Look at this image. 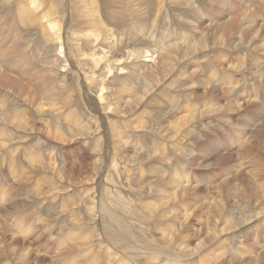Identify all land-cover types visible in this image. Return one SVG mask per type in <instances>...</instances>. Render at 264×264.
<instances>
[{"label": "rangeland", "instance_id": "1", "mask_svg": "<svg viewBox=\"0 0 264 264\" xmlns=\"http://www.w3.org/2000/svg\"><path fill=\"white\" fill-rule=\"evenodd\" d=\"M47 1L53 4H48L49 8L55 10L58 6L59 10L56 9L57 13L52 16H57L58 22H64L63 24H53L51 22L55 20H48L50 18H43L41 24H12L10 18L4 19V15H6L4 6L0 7V44L4 42L2 46L8 47L7 42L15 38L19 42L17 52L7 49L6 62L0 60L4 67L2 71H6L5 73L11 78L9 82L0 81V109H4L0 113V228L2 227L0 229V264H25V262L26 264H61V262L62 264L68 262V264H264V211L257 215L256 212L248 208L258 210L262 204L264 207V111L261 112L263 115L258 120L263 127L257 138L254 137L251 142L250 135H247L246 141L239 147L234 146L233 149L224 152V159H217V156L213 155H195L194 146L196 145L191 143L189 135L192 125L190 123L182 125L184 121L178 117V114L164 115L163 113L164 108L169 110L171 107L168 103H164L165 85L168 86V92H173L178 82V70L181 64L189 61L190 64L186 69L191 70L190 66L193 63L196 62L197 66V61L203 59L206 67L212 66V69H216L212 56L216 60L222 61L221 59H223L222 62L225 66L233 70L247 59L248 54V60L252 63L254 61L251 58L255 56L259 61L256 65H251V68L246 72L253 79L246 82L257 80V84L263 86L258 90L262 95L260 90L264 88V80H262L264 74L259 72L262 71L264 65V0H260L257 4H252V0H247L245 3L244 0H212V4L209 0H173L175 5L167 4L163 9L157 8L156 0L153 2L152 10L149 11L152 12V17L142 16L143 19H147L146 27L144 29L140 27L143 32L139 28L136 29L137 32L134 31L138 37L143 34L142 37L146 41L143 46L128 41L129 38L124 36L123 30L129 31L131 27L122 24L124 20L121 19L110 21V17H108L107 20L103 19L102 24H96L106 30L107 38L104 36L105 32L96 33L93 30H84L80 33L78 27L85 20L78 13L77 7H80L84 14L87 13L86 11L92 13L89 10L92 8L84 10V6L81 4L78 6L75 4V8L74 2L77 0H31L29 7L35 10L32 11L33 15L42 11V8L46 9ZM119 2H123V0H118V2L109 0L110 10L115 9L116 11L117 8L123 11ZM67 5L70 8H67ZM101 6L104 8L103 5ZM224 8H233L236 11V17L241 21L253 19L251 27L261 28L256 35L253 33L255 36L252 35V39L246 38L251 40L252 45L249 46L250 42H245L244 45L242 43L235 49L224 48L222 53L225 57L219 55L215 49L209 50L208 48V50H202L208 52L200 51L195 56L187 55L188 58L184 61L174 58L173 67L168 75L164 74V77L157 78L155 83H148L149 79H141L138 72L132 74L131 70L135 71V65L141 67L142 70L147 67L145 65L155 64L156 53H153L154 50L150 48L160 52V48L169 45L170 37L168 36L167 41L166 35H164L165 31L170 29L174 36L172 41H176L178 40L179 25L188 24V35L194 34L201 40L207 27L217 26L216 24L210 25V23H214L212 22L213 18L219 17V22L225 21L222 17ZM46 11L51 12L47 9ZM103 11L107 12L105 8ZM108 15L110 16L107 13ZM125 16L127 15L125 14ZM133 23L138 24L136 21ZM240 23L238 24L242 26L243 24ZM192 24H195V27H192ZM238 24L237 22L235 24V20L234 24H231L236 28V31H233L235 34L239 30ZM45 25L51 35L46 32ZM123 26L126 29L122 30ZM156 28H158L157 31ZM107 29L109 30L107 31ZM6 33H9L10 36H4ZM240 33L238 32V37H242V33ZM63 36L68 44L66 53H68L69 60L65 58ZM5 37H10V39ZM158 40L162 43H156ZM234 40L235 38L230 39V41ZM179 41L187 43L184 40ZM152 44L153 46H151ZM217 48H223V46ZM134 49H136L137 55L133 53ZM1 50L4 51L3 48ZM142 50L144 53L141 52ZM240 55L242 56L240 57ZM243 55L246 57L242 59ZM232 56H239L242 61L233 60ZM17 70L23 75L18 77L20 79L19 86L15 81ZM197 70L193 76L197 77L200 74L201 77L209 76V81L215 82V79L212 80L214 77L211 72L202 70L200 73ZM30 72L36 75L34 77L39 78L37 86L40 89L47 84V88L51 90L50 98L41 99V103L44 102V105L38 104L39 107L42 106L41 110L29 101L33 95V98L41 96L39 88H34L32 84L29 85L31 86L29 88L23 78ZM220 75L222 76V73ZM233 76L241 78L242 74L235 72ZM47 77L50 80H44ZM139 78L141 81L144 79L142 83L145 85L139 89L140 98L136 103L128 104L130 97L127 95V88L134 87L136 89V85L140 81ZM11 83L13 84L11 85ZM191 84V82L186 83L185 87L188 88V91L183 89V85H179L182 92L178 91L180 95L177 93L176 96L181 97L184 101L189 100L186 103L183 101L182 104L175 102L181 113H193V108H198L196 107L198 101H192L194 99L191 91L194 89V85ZM237 86L246 87L240 80L233 87L225 86L224 88L234 90V87ZM209 88L216 92L220 91V88L206 85L203 90L198 86L197 92L199 91L201 95L209 91ZM66 92L68 93L66 94ZM185 94H190L192 97L189 98ZM209 95L210 92L201 97L217 103L216 100L209 99ZM262 96L264 97V95ZM52 97L55 98L52 99ZM60 99L63 104L60 103ZM68 99L72 100L69 102ZM229 100V97L224 95L220 99L222 102ZM255 102L253 101V103ZM189 103H193L194 107L189 108ZM118 105L121 107V112H119ZM200 106L204 108L203 105ZM68 108L69 110H67ZM8 109L11 110V114L8 113ZM60 111L61 114H59ZM70 111H73V114ZM220 115L221 113H218L214 117ZM222 115L223 120L219 118L213 120L211 124L207 123L209 117H202V122L197 123V127L210 132L204 136L208 145L221 139L227 127L229 129L237 128L232 130V135L235 138H232L231 134L227 136L230 138V144L233 140L238 139L236 133H239V138H242V135L247 132L246 128L242 126L245 124L244 120L247 119L245 115H252V112L251 109L242 107V110L226 115L223 112ZM215 124L219 125L216 130H219L220 133L213 129ZM177 127L187 130L189 133L183 134L184 131L179 130L178 133L181 135L178 136ZM168 131L171 133H167ZM252 143L253 146H251ZM174 145L175 148L179 147L176 149L177 151H175ZM187 149H191L188 151L189 153H187ZM197 149V153H200V147ZM175 153L177 155H174ZM191 154L195 155L194 163L192 162L189 167H184V161ZM167 158L169 160H166ZM181 167L186 169L183 172L184 175L187 176L186 173H188L189 177L194 180L193 184L199 186L198 192L201 195L198 203L190 208L191 216L186 217L180 226L174 222L170 228L168 223H171L178 210L167 212L168 217L162 215L161 210L163 204L170 200L167 194L170 187L173 188V184L168 182V179H175L177 172H181L179 171ZM40 169L41 171H39ZM221 174L226 175L220 177ZM205 181L208 183L205 184ZM185 182L183 181V183ZM34 196L35 198H33ZM191 200H195V196ZM100 205L103 206L102 210H99ZM133 205L134 207L131 208ZM135 209L136 211H134ZM109 213L115 216L120 225L118 234L114 238L105 237L103 231ZM246 214L249 215L247 220L244 219ZM127 215L129 216L126 217ZM230 218L235 222L243 220L247 223L238 230L232 229V232L221 231L219 228L223 224L220 223H223L224 220L227 222ZM212 223H219L218 233L214 230ZM77 229L82 233H79ZM129 231L131 232L129 233ZM85 234L87 235L85 236ZM82 237L84 240L81 239ZM241 251L244 254H241Z\"/></svg>", "mask_w": 264, "mask_h": 264}, {"label": "bare ground", "instance_id": "2", "mask_svg": "<svg viewBox=\"0 0 264 264\" xmlns=\"http://www.w3.org/2000/svg\"><path fill=\"white\" fill-rule=\"evenodd\" d=\"M31 0H2L0 2V7L4 6V10H5V13L6 15H4V19H9L10 18V21H12L13 23L12 24H41L43 23V18H50L48 20H55V21H52L51 23L53 24H61L62 22H58L57 20V16H52L53 14L57 13V11H55L56 9L59 10L58 6L57 8H55V10L53 8H49L47 7V5H53L50 1H47L46 2V9L48 11H51L50 13H48L46 11L45 8H42L40 12H36L34 15L32 13V11H35L33 8H30L29 7V4L31 3L30 2ZM74 1V0H73ZM76 1V0H75ZM111 1V0H110ZM156 2V0H123V2H119V5L122 6V10L120 9H117L116 8V11L115 9L114 10H110V6H109V0H77L76 2H74V7L76 8V5L78 6V4H81L82 6H84V10H86V8H92V9H89L90 12L92 13H89L88 11H86L87 13L84 14L81 10H80V7H77V11L78 13L80 14V16L85 20V22L83 24H81L80 22H78L79 24H81L79 27H78V30L80 31V33L84 32V30H93L95 31L96 33H100V32H105L106 30H103V28L101 29L99 25H96V24H102L103 22V19L107 20L108 17H110V21H115L117 19H121V20H124V22L122 24H126V25H129V27H131L130 30L129 28V31H124L123 29L125 28L124 26L122 27V30L124 32V36L128 37L129 40L131 43L135 44L137 43L138 46H143L144 44H146V41L145 39L142 37V35H139L138 37V34L136 33V29H140V27H142V29H144L146 27V21L147 19H143L142 16H149V17H152V12H149L152 10L153 8V2ZM177 1V0H176ZM207 1V0H206ZM247 0H244V3L246 2ZM68 2V1H67ZM118 2V0H117ZM210 4L213 3L212 0H209ZM260 0H252V4H257L259 3ZM58 3V2H57ZM61 3V2H60ZM70 4V2H68ZM234 3V2H233ZM111 4V3H110ZM169 5V4H172V5H175L176 3L173 1V0H157V8L158 9H163L164 7H166V5ZM48 5V6H49ZM105 8V11H103L104 8H102V6ZM118 5V6H119ZM260 5V4H259ZM61 6V4H60ZM71 6H73L71 4ZM119 6V7H120ZM54 7H56V4H54ZM115 7V6H114ZM261 8L262 5H260ZM67 8H70L69 5H67ZM183 9V8H182ZM66 11V10H65ZM76 11V10H75ZM74 11V12H75ZM76 11V12H77ZM68 13V12H66ZM107 13L110 14V16L108 15L107 16ZM69 14L71 15V12H70V9H69ZM125 14L127 16H125ZM238 14V13H237ZM33 15V16H32ZM32 16V18H31ZM75 16V15H73ZM72 16V17H73ZM126 17V19H125ZM222 17L224 18V22H219V17H216V18H213L212 22L214 23H210V25H214L216 24L217 26L215 27H207V30H203L205 32V34L201 37V40L198 39L196 37V35L192 34V35H188L187 33V29H188V24H180L179 27H178V40L176 41H172L174 36L173 34L170 32V29L165 31L164 32V35H166V39L168 41V36L170 37V42L169 45L165 48H160L161 51L160 52H157L154 48H150L151 50H154L153 53H156V58H155V61H154V65H145L147 66L146 68L144 69H140L141 67H137L138 65H135V71L133 72L132 71V74H134L135 72H138V75L141 76V79L144 78L145 80L146 79H149L148 83H155V80L157 78H160V77H164V74L165 75H168L169 71L172 69L173 67V60L174 58H177L178 60L180 61H184L186 60L188 57H186L187 55H191V56H195L197 53H199L200 51L202 50H213L215 49V51H218L219 52V55L225 57V55L222 53L223 49L224 48H227V49H235V48H238L241 46V44L245 42H250L251 40H249L250 38L252 39L253 36H255L259 30L261 28H257V27H251L252 25H250L254 20L253 19H245L243 21H241V19H239L238 17H236V11L233 9V8H224L223 10V13H222ZM67 18V17H66ZM78 18V17H77ZM237 18V19H236ZM70 19V17H69ZM92 21V22H89V21ZM234 20H235V24L237 22L240 23V24H243L242 26L238 24V32H241L242 33V37H238L237 35L238 32H233V31H236V28L235 26H231V24H234ZM81 21V20H80ZM127 21V22H126ZM134 21L138 22L137 23H133ZM198 21V20H197ZM76 22V21H75ZM83 22V21H82ZM49 23V22H48ZM64 23V22H63ZM62 23V24H63ZM77 23V24H78ZM105 24H107V22L104 21ZM112 23V22H110ZM118 23V22H117ZM264 23V22H263ZM66 24V22H65ZM114 24V23H113ZM116 24V23H115ZM159 24V23H158ZM246 24V25H244ZM120 25V24H118ZM20 26V25H19ZM31 26V25H30ZM116 26V25H115ZM262 26V25H261ZM111 27V26H110ZM118 27V26H117ZM121 27V25L119 26ZM192 27H195V24H192ZM107 28V27H106ZM117 29V28H116ZM126 29V28H125ZM134 29V30H133ZM45 30L46 32L50 33L49 32V29L48 27L45 25ZM43 29V31H45ZM67 30V29H66ZM69 30V29H68ZM71 30V29H70ZM109 29H107L108 31ZM115 30V28H114ZM121 30V29H120ZM141 30V29H140ZM156 31L158 30V28L155 29ZM64 31V30H63ZM74 31V30H73ZM136 31V32H134ZM142 31V30H141ZM140 31V32H141ZM258 31V32H257ZM65 32V31H64ZM78 32V31H77ZM143 32V31H142ZM45 33V32H44ZM66 33V32H65ZM240 33V34H241ZM253 33L255 35H253ZM106 34L107 32H105V37H106ZM235 34V36H234ZM51 35V33L49 34ZM102 35V34H101ZM146 35V34H144ZM253 35V36H252ZM4 36H10L9 33H6ZM103 36V35H102ZM120 36V35H118ZM140 39H138V38ZM249 38V39H246V38ZM6 38V37H5ZM10 39V37H8ZM6 38V39H8ZM104 38V37H103ZM107 38V37H106ZM231 38H235L234 41H230ZM52 39V38H51ZM54 39V37H53ZM62 39V38H60ZM92 39V38H91ZM98 39V38H97ZM121 39V38H120ZM126 39V38H125ZM245 41H244V40ZM254 39V38H253ZM63 40H64V48H65V58L68 59V53L67 52V49H66V46L68 45L67 42H66V39L65 37L63 36ZM96 40V39H95ZM94 40V41H95ZM122 40V39H121ZM132 40H134V42H132ZM179 40H184L186 41L187 43H182L180 42ZM2 41V40H1ZM165 41V40H164ZM6 42V41H5ZM263 42V41H262ZM9 44V46H2L3 43L0 44V60L3 62L5 61L6 62V53H7V49L11 52H17L18 49H19V42H18V39L15 38V39H11L10 41L7 42ZM92 43V42H91ZM148 43V42H147ZM156 43H162L160 42L159 40L156 42ZM57 44V43H56ZM120 44V43H119ZM140 44V45H139ZM142 44V45H141ZM249 46L252 45V42L248 43ZM124 45V44H123ZM87 46V45H86ZM113 46L115 47V45L113 44ZM118 46V45H117ZM153 46V44L151 45ZM218 46H223V48H217ZM230 46H232V48H229ZM146 47V46H145ZM253 48V46H251ZM250 47V48H251ZM257 47V46H256ZM4 49V51H2L1 49ZM248 48V46H247ZM135 51H133V53H136V49H134ZM140 50V48H139ZM149 50V49H148ZM249 51V48L247 49V52ZM139 52V51H138ZM143 52V50L141 51ZM202 52H208V51H202ZM238 52V51H236ZM235 52V53H236ZM144 53V52H143ZM225 53V52H224ZM230 53V52H229ZM232 53L234 54V52L232 51ZM262 53V52H260ZM142 55V53H140ZM253 54V53H251ZM139 55V54H138ZM242 55H240L241 57ZM247 59L243 60L242 64L237 68V69H229L225 66V64L222 62L223 59H221L222 61L220 60H216L215 57L212 56V59L213 61L215 62L216 64V69H212V66H210L209 68L206 67V65L204 64V61L203 59L201 61H197L198 65L196 66V62L192 64V69L189 70V69H186V67L190 64L189 61L184 62L181 64V67L180 69L178 70V82L176 84V86L174 87L173 89V92H168L167 89H168V86L167 84L165 85V92H164V103H168L171 107L169 110H166L164 108L163 110V113L164 115L168 114V115H172V113L174 114H178L179 118L182 119L184 122L182 125H184L185 123L188 124L190 123V125H192V128L189 129L190 130V136H191V143H194L197 147H200L201 151L200 153L198 152L197 153V147H195L194 149V152H195V155L197 154H204L205 156H209V155H213L214 157L217 156V159H224L225 158V151H229L231 149H233L234 146H237L239 147L240 144L244 143L246 141V137L247 135L251 137V142L253 140V138H257V136L259 135L260 131L262 130V127L263 125H261L262 123L261 122H258V120H260V118L262 117L263 112L264 111V97L259 93V87H261L262 85L260 84H257V80L253 81V82H246L247 80H252L253 78L252 77H249L247 70H249L251 68V65H256V63L259 61L255 56L254 58H251L252 61H254V63H252L250 60H248L249 58V54L247 55ZM185 57V58H184ZM233 57V60H236L238 62H241L243 58H245L246 56L243 55L242 59L239 58V56H232ZM59 59V58H58ZM69 60V59H68ZM67 60V61H68ZM0 61V81L1 82H9L11 81V78L9 77V75H7L5 72L2 71V69H4V67H2V62ZM158 61V62H157ZM234 62V61H233ZM249 62V63H248ZM230 63V62H229ZM185 65V66H184ZM231 65V64H230ZM235 65V64H234ZM137 67V68H136ZM232 67V66H231ZM201 68V69H200ZM128 69H131V67H128ZM196 69H198L197 71L202 73V70H206L208 72H211L213 77V79H215V82H210L208 79L209 76L207 77H201L200 75H198L197 77L196 76H193L195 73H196ZM17 74H16V84L17 86H19V83H20V79L18 77H22L23 75L20 74L18 72V70L16 71ZM235 72H239L242 74V77L241 78H236L235 76H233V74ZM220 73H222V76L220 75ZM243 73H245V75H243ZM260 74H264V65L262 66V71L259 72ZM48 74V73H46ZM44 74V75H46ZM259 74V75H260ZM14 75V74H13ZM12 75V76H13ZM22 75V76H20ZM43 75V76H44ZM137 75V76H138ZM36 75H33L31 72L26 76V77H23L25 79V81L27 82L28 84V87L31 88V86L29 85H33L34 88H39L37 86V84L39 83L38 82V79L39 78H36L34 77ZM49 76V75H48ZM51 76V75H50ZM92 77V76H91ZM125 77V76H123ZM129 77V76H128ZM130 78V77H129ZM138 78V77H137ZM136 78V79H137ZM182 78V79H181ZM13 79V80H14ZM46 79H49V77L47 78H44V80ZM141 79L139 78L138 80H140L138 82V84L136 85V89L134 87H128V96L130 97L128 99V104L131 103V104H134L138 101V99L140 98V94H139V89L140 87H144L145 85H143V80L141 81ZM258 79V78H257ZM243 81L244 82V86H246L245 88L244 87H234V90L233 89H229L231 87H233L234 85L238 84L239 81ZM262 80H264V75H263V78ZM22 82V81H21ZM128 82V81H127ZM192 83L191 85H194V89L196 87V89L192 90L191 91V94L193 96V99L192 101H198L197 104H196V107L198 108H193L192 112L193 113H181L179 111V106L177 104H182L184 99H182L181 97L179 96H176L177 93H179L178 91H181V89H179V85H183V89L184 90H187L188 91V88L185 87L186 86V83L189 84V83ZM246 82V83H245ZM259 82H261V80H259ZM24 83V82H23ZM45 83V82H44ZM47 83V82H46ZM13 83H11L12 85ZM25 84V83H24ZM247 84V85H246ZM45 85V84H44ZM148 85V84H147ZM206 85H212L216 88H220V91L219 92H216L215 90L213 89H210L209 88V91L205 92V93H202L201 95L199 94V91L197 92V88L198 86L203 88L206 86ZM16 86V87H17ZM26 86V85H25ZM75 86V85H74ZM121 86V85H120ZM225 86L229 87V88H224ZM21 87V86H20ZM48 85L46 84V86H43L41 89L39 88L40 92H41V96L39 97H35L33 98L32 94H31V99H29V101H31V104L36 106L38 109H42V106L39 107L38 104H43L41 103V99H48L50 98L49 95H52L50 94L49 92H51V90L49 88H47ZM71 87V86H70ZM123 87V86H122ZM191 87V86H190ZM263 87V86H262ZM79 88V87H78ZM148 88V87H147ZM146 88V89H147ZM18 89V88H17ZM20 89V88H19ZM60 89V88H59ZM62 89V88H61ZM24 90V89H23ZM28 91H31L29 89H27ZM64 90V89H63ZM79 90V89H77ZM264 90V88L262 89ZM37 91V90H36ZM114 91V90H113ZM118 91V90H116ZM141 91V90H140ZM63 92V91H62ZM70 92V91H69ZM182 92V91H181ZM210 92V95H209V99H214L217 101V103H213L211 101H209L208 99H202L201 96L205 95L206 93H209ZM235 92V93H234ZM61 93V91H60ZM68 92H66L67 94ZM119 93V92H118ZM143 93V92H142ZM186 93V92H185ZM22 94V93H21ZM26 94H29V93H26ZM65 94V95H66ZM78 94V93H77ZM169 94V95H168ZM25 95V94H24ZM36 95V94H35ZM39 95V94H38ZM143 95V94H142ZM172 95V96H170ZM180 95V93H179ZM187 97L191 98L192 96L190 94H185ZM224 96H228L229 97V101L227 102H222L220 101L221 97ZM257 95H260L262 96V98L258 99V96ZM26 96V95H25ZM28 96V95H27ZM55 96V95H54ZM58 96V95H57ZM64 96V94H63ZM68 96V95H67ZM74 96V95H73ZM71 96V97H73ZM108 96V95H107ZM24 97V96H23ZM76 97V96H75ZM175 97V98H174ZM55 98V97H54ZM52 97V99H54ZM62 98V97H61ZM65 98V97H63ZM70 98V97H69ZM80 98V97H79ZM78 98V99H79ZM142 98V97H141ZM66 99V98H65ZM73 99V98H72ZM71 99V100H72ZM91 99V98H90ZM109 99V98H108ZM127 99V98H126ZM16 100V99H15ZM58 100V99H57ZM69 100V99H68ZM67 100V102H68ZM69 100V102L71 101ZM75 100V99H74ZM51 101V100H50ZM64 101V100H63ZM126 101V100H125ZM124 101V102H125ZM189 100L187 101H184V103L188 102ZM253 101H256L255 103H253ZM47 102V101H46ZM66 102V101H65ZM76 102V100H75ZM78 102V100H77ZM175 102L177 104H175ZM49 103V102H48ZM51 103V102H50ZM49 103V104H50ZM53 103V102H52ZM58 103V101H57ZM60 103H61V99H60ZM123 103V102H122ZM63 104V102L61 103ZM68 104V103H67ZM111 104V103H110ZM130 104V105H131ZM44 105V104H43ZM47 105V103H46ZM55 105V104H54ZM59 105V103H58ZM72 105V104H71ZM81 105V104H80ZM200 105H203L204 108H202V106ZM60 106V105H59ZM66 106V105H65ZM189 108H192L194 107V104L193 103H189ZM63 107V106H62ZM242 107H246V108H249L251 109V112H252V115H245L246 116V120H244L245 124H243L242 126L244 128H246L247 132L245 133V135H242V138H239L240 137V134L239 133H236L237 135V138L238 139H235L233 140L232 138L234 137L232 135V130L233 129H237V128H231L229 129V127H227L225 130H224V133L222 134V138L219 139V140H216L214 141L211 145H208V143L206 142L204 136L206 134H210V132L208 130H203L202 128H199L197 127V123H200L202 122L201 120H203L202 117H209L208 118V124H211V122L213 120H218L219 118H221V120H223V115L222 113L225 112V115L226 114H232V112H235V111H238V110H242ZM36 108V109H37ZM53 108V107H52ZM61 108V107H59ZM118 109H119V112H121V107L118 105ZM125 110V107L123 108ZM199 109V110H198ZM245 109V108H244ZM66 110V109H65ZM69 110V108L67 109ZM91 110V109H90ZM137 110V109H136ZM172 110V112H171ZM4 109H0V113L3 112ZM7 113V111H6ZM8 113L11 114V110L8 109ZM59 113V112H58ZM71 114H73V111H70ZM105 113V112H104ZM218 113H221L220 116H216L214 117L215 114H218ZM37 114V113H36ZM61 114V111L60 113ZM123 114V113H122ZM173 114V115H174ZM43 115V114H42ZM4 116V115H3ZM54 116V115H53ZM73 116V115H72ZM123 116V115H122ZM152 116V115H151ZM176 116V115H174ZM40 117V116H39ZM44 117V116H43ZM164 117V116H163ZM169 117V116H168ZM24 118V117H23ZM66 118V117H65ZM67 118H69V116L67 115ZM82 118V117H81ZM159 120H160V116L158 117ZM173 118V117H172ZM26 119V118H24ZM44 119V118H43ZM167 119V118H165ZM68 120V119H67ZM70 120V119H69ZM118 120V119H116ZM116 120H114L116 123H118ZM124 120V119H123ZM157 120V119H156ZM155 120V121H156ZM163 120V119H162ZM178 120V119H177ZM3 121V120H2ZM11 121V119H10ZM19 122V121H18ZM26 122V121H25ZM163 122V121H162ZM174 122V121H173ZM223 122V121H222ZM35 123V122H34ZM51 124V122H49ZM48 123V124H49ZM65 123V122H64ZM167 123V122H166ZM14 124V123H13ZM206 124V123H205ZM24 125V124H23ZM163 125V124H162ZM171 125V124H169ZM181 125V126H182ZM21 126V125H20ZM52 126V125H51ZM166 126V125H165ZM175 126V125H174ZM173 126V128H174ZM177 126V125H176ZM16 127V126H15ZM22 127V126H21ZM162 127V126H161ZM190 127V126H189ZM219 127V125L215 124V126L213 127V129L220 133L219 130H216V128ZM221 127V126H220ZM19 128V127H18ZM23 128V127H22ZM132 128V127H131ZM155 128V127H154ZM158 128V127H157ZM164 128V127H163ZM177 127L176 129V133H178L179 130H182L184 131L183 134H188L189 132L187 130H183L182 128H179ZM209 128V127H208ZM48 129V128H47ZM46 129V130H47ZM135 129V128H134ZM229 129V130H228ZM156 130V129H155ZM163 130V129H162ZM171 130V129H170ZM199 130V131H198ZM52 131H53V128H52ZM51 132V131H50ZM57 132V131H56ZM118 132V131H117ZM133 132V131H132ZM181 132V131H180ZM113 133V132H112ZM126 133H128L126 131ZM163 133V132H162ZM169 133V131L167 132ZM171 133V132H170ZM169 133V134H170ZM203 133V134H202ZM49 134V133H48ZM202 134V135H201ZM231 134V140L232 143L230 144L229 140L230 138H228L227 136ZM173 135V134H172ZM181 135V133H178V136ZM163 136V135H162ZM170 136V135H169ZM134 137V135H133ZM132 137V138H133ZM136 137V136H135ZM172 138H175L174 136H171ZM170 137V138H171ZM57 138V137H56ZM65 138V137H64ZM140 138V137H139ZM165 138V137H164ZM171 138V139H172ZM235 138V137H234ZM226 139V140H225ZM64 140V139H63ZM73 140V139H72ZM144 140V139H143ZM167 140V139H166ZM169 140V139H168ZM4 141V140H3ZM152 141V140H151ZM174 141V140H173ZM171 141V142H173ZM62 142V141H61ZM65 142V141H64ZM155 142V141H154ZM163 142V141H162ZM168 142V141H167ZM166 142V143H167ZM170 142V141H169ZM186 142V141H185ZM6 143V142H5ZM135 143V142H134ZM198 143V144H197ZM1 144V143H0ZM107 144V143H106ZM187 144V143H186ZM185 144V145H186ZM190 144V143H189ZM188 144V145H189ZM230 144V145H229ZM177 145V144H176ZM220 145V146H219ZM229 145V146H227ZM3 146V145H2ZM227 146V147H226ZM251 146H253V143L251 144ZM1 147V146H0ZM6 147V146H5ZM4 148V147H3ZM166 148V147H165ZM187 148V147H186ZM213 148H216V149H213ZM162 149V148H161ZM167 149V148H166ZM174 149L175 151H177L176 149H179V147L176 146L175 148V145H174ZM185 149V148H184ZM193 149V148H192ZM213 149V150H212ZM170 150V149H169ZM191 149H187V153H189L188 151H190ZM160 151V150H159ZM162 151V150H161ZM167 152V151H166ZM169 152V151H168ZM167 152V153H168ZM213 152V154H212ZM180 154V153H179ZM184 154V153H183ZM102 155V154H101ZM174 155H177V153H175ZM195 155L191 154L189 155L190 157H188L185 161H184V167H189L192 162L194 161V157ZM230 155V154H229ZM228 155V156H229ZM244 155V154H243ZM99 156V155H97ZM152 156V155H151ZM154 156V155H153ZM238 156V155H237ZM138 157V155H137ZM171 157V156H169ZM168 157V158H169ZM183 157V156H182ZM227 157V156H226ZM101 158V157H100ZM166 159V160H169V159ZM184 158V157H183ZM102 159V158H101ZM128 159V158H127ZM148 159V158H147ZM171 159V158H170ZM230 159V158H229ZM232 159V158H231ZM175 160H178V159H175ZM144 162V161H143ZM217 162V161H216ZM216 162H213L214 164ZM99 163H100V160H99ZM179 163V162H177ZM194 163V162H193ZM242 163V162H240ZM88 164V163H87ZM148 164V163H147ZM81 165V164H80ZM128 165V164H127ZM198 166H200V164H197ZM211 165V164H210ZM54 168V167H53ZM58 168V167H57ZM101 168V167H100ZM139 168V167H138ZM229 168V167H228ZM56 169V168H55ZM223 169V168H222ZM57 170V169H56ZM156 170V169H155ZM159 170V169H158ZM161 170V169H160ZM179 170V169H178ZM186 169H183V167H181V169L179 171L181 172H177L176 174V177L175 179L172 178L171 180L168 179V182L172 183L173 184V188L170 187L169 191H168V199L170 200H167L164 204H163V208L161 210V213L162 215L164 214L166 217H168L166 215V213H170L171 210H178V213L173 217V220L171 221V223H168L169 224V227L172 228V225L174 222H177L178 225L180 226V224L182 223V221H184V219L188 216H191V212L189 213L190 211V208L195 206L198 201H199V197H200V193L198 192V188L199 186H196L195 184H193L194 180L191 179V177H189L188 173L187 176H185L183 173ZM224 170V169H223ZM226 170V168H225ZM41 171V169L39 170ZM63 171V170H62ZM228 171V169H227ZM58 173V171H56ZM149 172V171H148ZM225 172V171H224ZM223 172V173H224ZM162 173V172H161ZM149 174V173H148ZM58 175V174H57ZM162 175V174H161ZM223 175H226V174H221V176ZM151 176V175H150ZM39 177V176H38ZM161 177V176H160ZM189 177V178H188ZM159 179V178H158ZM93 180V179H92ZM217 180V179H216ZM183 181H186L185 183H183ZM46 183V182H45ZM208 183L207 181H205V184ZM157 184V183H156ZM49 186V185H48ZM47 186V187H48ZM176 186H178L176 188ZM189 186V187H187ZM45 187V186H43ZM53 187V186H52ZM153 187V186H152ZM36 188V187H34ZM51 188V186H50ZM81 188V187H80ZM87 188V187H86ZM101 188V187H100ZM149 188V187H148ZM90 189V188H89ZM97 189V188H96ZM35 190V189H34ZM95 190V189H94ZM151 190V189H150ZM33 191V190H32ZM36 191V190H35ZM53 191V189H52ZM88 191V190H87ZM97 191V190H96ZM149 191V190H148ZM37 192V191H36ZM41 192V191H40ZM47 192V191H46ZM55 193V192H54ZM58 193V192H57ZM153 193V192H152ZM155 193V192H154ZM39 194V193H38ZM41 194V193H40ZM49 194V193H48ZM63 194V192H62ZM103 194V193H102ZM142 194V193H141ZM157 194V193H156ZM93 195V194H92ZM97 195V194H96ZM56 196V195H55ZM138 196V195H137ZM195 196V200H191L193 197ZM17 197V196H16ZM71 197V196H70ZM89 197H90V193H89ZM100 197V196H99ZM98 197V198H99ZM151 197V196H150ZM35 198V196L33 197ZM85 198V197H84ZM146 198V197H145ZM149 198V197H148ZM179 198V199H178ZM26 199V198H25ZM78 199V198H77ZM90 199V198H88ZM102 199V197H101ZM152 199V198H151ZM178 199V200H177ZM92 200V199H91ZM264 200V199H263ZM34 201V200H33ZM112 201V200H111ZM161 201V200H160ZM163 201V200H162ZM31 202V200H30ZM100 202V201H99ZM102 202V201H101ZM172 202H173V205H172ZM251 202V201H250ZM249 202V203H250ZM259 202V201H258ZM264 202V201H263ZM28 203V202H26ZM75 203V202H74ZM261 203V202H260ZM23 204V203H22ZM98 204V203H97ZM102 204V203H101ZM143 204V202H142ZM150 204V203H149ZM152 204V203H151ZM258 204V203H257ZM24 205V204H23ZM106 205V204H105ZM110 205V204H109ZM136 205V204H135ZM141 205V204H139ZM146 205V204H145ZM254 205V204H253ZM8 207V205H6ZM11 206V205H10ZM144 206V205H143ZM142 206V207H143ZM161 206V205H160ZM248 206V205H247ZM263 206V204H262ZM261 205L259 206L260 208L258 210H254L251 208V207H248L249 210H252L254 212H256V214L258 215L259 213L263 212L264 211V207H262ZM93 207V206H92ZM102 207L103 206H99V210H102ZM134 205L131 207L133 208ZM258 207V206H257ZM12 208V207H11ZM10 208V209H11ZM97 208V206H96ZM108 208V207H107ZM144 208V207H143ZM159 208V207H158ZM161 208V207H160ZM5 209V208H3ZM2 209V210H3ZM22 209V207H21ZM149 209V208H148ZM151 209V208H150ZM154 209V207H153ZM6 210V209H5ZM4 210V211H5ZM14 210V209H13ZM20 210V209H19ZM18 210V211H19ZM93 210V209H92ZM146 210V209H145ZM157 210V209H156ZM9 211V210H8ZM136 211V209L134 210ZM151 211V210H150ZM154 212V210H152ZM88 212V211H87ZM105 213L107 211H104ZM109 212V211H108ZM137 212H139L137 210ZM137 212H134V213H137ZM147 212V211H146ZM159 212V211H158ZM157 212V213H158ZM7 213V212H6ZM10 213V212H9ZM18 213V212H17ZM90 213V212H89ZM94 213V212H93ZM99 213V212H98ZM140 213V212H139ZM138 213V214H139ZM160 213V215H161ZM189 213V214H188ZM14 214V213H13ZM53 214V213H52ZM84 214V213H83ZM96 214V213H95ZM100 214V213H99ZM144 214V213H143ZM5 215V213H4ZM7 215V214H6ZM12 215V214H11ZM16 215V214H15ZM18 215V214H17ZM98 215V214H97ZM134 215V214H133ZM145 215V214H144ZM153 215V214H152ZM155 215V213H154ZM158 215V216H160ZM254 215V214H253ZM14 216V215H12ZM11 216V217H12ZM51 216V215H50ZM96 216V215H95ZM94 216V217H95ZM129 215H127L126 217H128ZM140 216V215H139ZM3 217V216H2ZM20 217V215H19ZM93 217V218H94ZM231 217V216H230ZM247 220V217H249V215H245L244 216ZM256 217V216H255ZM5 218V217H4ZM108 221L105 223V225L103 226L104 229V235L105 237H109V238H114L117 234H118V230H119V223H118V220L115 218V216L112 214V213H109L108 214ZM119 218V217H118ZM133 218V217H132ZM148 218V217H146ZM150 218V217H149ZM209 218V217H208ZM257 218V217H256ZM259 218V217H258ZM6 219V218H5ZM4 219V221H5ZM95 220V219H94ZM100 220H103V219H100ZM125 220V218H124ZM127 220V219H126ZM154 220V219H153ZM159 220V219H158ZM170 221V218L168 219ZM224 220V219H223ZM222 220V221H223ZM3 221V220H2ZM81 221V220H80ZM140 221V220H139ZM156 221V220H155ZM221 221V220H219ZM226 221V220H224ZM223 223H220V224H223V226L221 228H219L221 231H231L232 229L234 230H238L240 228H242L243 226L246 225L247 221H240V222H235L232 218H230L227 222H224ZM253 221V220H252ZM92 222V221H90ZM102 222V221H101ZM125 222V221H124ZM128 222V221H127ZM163 222V221H162ZM210 222V221H209ZM208 222V223H209ZM5 223V222H4ZM249 223V222H248ZM92 224V223H91ZM99 224V222H98ZM103 224V223H102ZM141 224L142 221H141ZM146 224H147V221H146ZM145 224V225H146ZM150 224V222H149ZM63 225V224H62ZM96 225V224H95ZM207 225V224H206ZM218 225L219 223L217 224H214L212 223V226L214 228V230L217 231L218 233ZM17 226V225H16ZM204 226V225H202ZM14 227V226H13ZM30 227V226H28ZM79 227V226H78ZM77 227V228H78ZM81 227V226H80ZM2 228V227H1ZM0 228V229H1ZM16 228V227H14ZM31 228V227H30ZM96 228V227H94ZM93 228V229H94ZM207 228V227H206ZM82 229V228H80ZM99 229V228H98ZM167 229V228H166ZM78 230V229H77ZM87 230V229H86ZM89 230V229H88ZM92 229H90L91 231ZM122 230V229H121ZM123 230H125L123 228ZM127 230V229H126ZM170 230V229H169ZM193 230V229H192ZM210 230V229H208ZM12 231V230H11ZM26 231V230H25ZM79 231V230H78ZM93 231V230H92ZM154 231V230H153ZM194 231V230H193ZM5 232V231H4ZM31 232V231H30ZM73 232V231H72ZM76 232V230H75ZM123 232V231H122ZM125 232V231H124ZM131 231H129L130 233ZM187 232V231H186ZM190 232V231H189ZM232 232V231H231ZM11 233V232H10ZM23 233V232H22ZM79 233H82L79 231ZM99 233V232H98ZM127 233V232H126ZM226 233V232H225ZM20 234V233H19ZM25 234H27L25 232ZM66 234V233H65ZM94 234V233H93ZM97 234V233H96ZM163 234V233H162ZM191 234V233H190ZM205 234V233H204ZM21 235H24V234H21ZM28 235V234H27ZM87 234H85L86 236ZM200 235V234H199ZM12 236V235H11ZM95 236V234H94ZM136 236V235H135ZM196 236V235H195ZM194 236V237H195ZM21 237V236H20ZM25 237V236H24ZM89 237V236H87ZM101 237V236H100ZM132 237V236H131ZM163 237V235H162ZM191 237V236H190ZM26 238V237H25ZM28 238V237H27ZM37 238V237H36ZM69 238V237H68ZM78 238V237H77ZM80 238V236H79ZM84 237H82L81 239H83ZM93 238V237H92ZM185 238V236H184ZM65 239V238H64ZM91 239V238H90ZM94 239V238H93ZM116 239V238H115ZM126 239V238H125ZM164 239V238H163ZM201 239V238H200ZM55 240V239H54ZM78 240V239H77ZM76 240V242H77ZM84 240V239H83ZM92 240V239H91ZM60 241V240H59ZM58 241V242H59ZM80 241V240H79ZM87 241V240H86ZM99 241V240H98ZM175 241V240H174ZM74 242V240H73ZM90 242V241H88ZM95 242V241H94ZM65 243V242H64ZM82 243V242H81ZM93 243V242H92ZM90 243V244H92ZM78 244V243H77ZM76 244V245H77ZM80 244V243H79ZM89 246V244H86ZM94 245V244H93ZM3 246V245H2ZM66 246V245H65ZM81 246V244H80ZM162 246V245H161ZM27 248V246H25ZM87 247V246H86ZM107 247V246H106ZM56 248V247H55ZM79 248V246H78ZM85 248V247H84ZM113 248V247H112ZM163 248V247H162ZM15 249V248H14ZM83 249V248H82ZM93 249V248H92ZM120 249V248H119ZM118 249V250H119ZM125 249V248H124ZM190 249V248H189ZM28 250V249H27ZM26 250V251H27ZM73 250V249H72ZM71 250V251H72ZM113 250V249H112ZM121 250V249H120ZM194 250H196L194 248ZM245 250V249H244ZM59 251V249H58ZM190 251V250H188ZM91 249H90V253H91ZM98 252V251H97ZM100 252V251H99ZM125 252V251H124ZM194 252V251H193ZM197 252V251H196ZM195 252V253H196ZM24 253V252H22ZM101 253V252H100ZM118 253V252H117ZM244 254L243 251H241V254ZM258 253V252H257ZM21 254V253H20ZM26 254V252H25ZM162 254V253H161ZM2 255V254H1ZM51 255V254H50ZM101 255V254H100ZM113 255V254H112ZM122 255V254H121ZM190 255V254H189ZM20 256V255H19ZM83 256H86V255H83ZM108 256V255H107ZM111 256V255H110ZM119 257V256H118ZM125 257V256H124ZM23 258V257H22ZM55 258V256H54ZM252 258V257H251ZM26 259V258H25ZM56 259V258H55ZM63 259V258H62ZM110 259H112L110 257ZM7 260V259H6ZM20 260V258H19ZM24 260V259H22ZM28 261V259H27ZM58 261V259H57ZM64 261V260H63ZM17 262V261H16ZM20 262V261H19ZM73 262V261H72ZM116 262V261H115ZM18 263V262H17ZM21 263V262H20ZM60 263V262H59ZM64 263V262H63ZM69 263V262H68ZM68 263H65V264H68ZM108 263V262H107ZM127 263V262H126ZM164 263V262H163ZM26 264V262H25ZM52 264V263H50ZM62 264V262H61ZM165 264V263H164ZM220 264V263H219Z\"/></svg>", "mask_w": 264, "mask_h": 264}]
</instances>
